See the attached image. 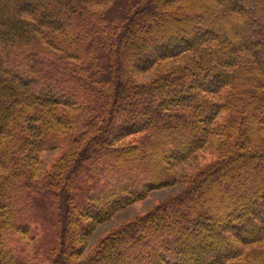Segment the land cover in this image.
<instances>
[{"label": "trees", "instance_id": "16d2710c", "mask_svg": "<svg viewBox=\"0 0 264 264\" xmlns=\"http://www.w3.org/2000/svg\"><path fill=\"white\" fill-rule=\"evenodd\" d=\"M116 1L0 0V264L45 256L40 200L53 230L65 210L55 264H264V0H138L111 23ZM178 182L78 258L88 229Z\"/></svg>", "mask_w": 264, "mask_h": 264}, {"label": "rangeland", "instance_id": "374dc122", "mask_svg": "<svg viewBox=\"0 0 264 264\" xmlns=\"http://www.w3.org/2000/svg\"><path fill=\"white\" fill-rule=\"evenodd\" d=\"M137 1L138 0H117L113 6H109L105 11V15L109 22L112 23L115 20H121L122 18L127 16V5L131 3L134 4ZM154 74L155 72L152 70L147 73L138 75L137 79L140 82L146 83L152 78ZM118 77L120 78L121 75H118ZM127 141H130V138H127L125 142ZM213 151L214 150L212 146L206 145L201 151L197 153L198 158H196L194 161H188L178 168V176L188 177L193 174L192 172H194V170L199 166L202 167L203 165L209 164L208 162H210L213 158L212 155H215ZM61 155L62 151L60 149L41 153L39 157L40 160L38 162V168L43 170V172L45 170L54 168V166L59 163L58 161L60 160ZM184 186L185 185L183 183L178 182L170 186L154 188L150 190L145 197L131 201L127 206L118 210L110 218L95 224L92 228L88 229L87 233L84 235L83 244L85 246H82V248H80V255L78 256V258L81 260L85 259L90 254L92 249H94L100 243L101 239H103L109 233L150 212L160 203L170 199L171 197L181 192ZM54 191L57 192V190ZM36 204L41 208L38 214L41 218L44 219V231L41 234V243H38V245L42 246V251L45 254V256L37 258V264H55L54 261L56 260V258H54L53 256L57 253H52V244L57 239V236L58 238L62 237L64 230L63 225L65 220V210H63V207H61V204H59V212L61 214L59 217L58 226L53 230L52 227L56 222L52 220L51 217H48L49 213L47 211L46 202L40 200L36 201ZM229 219L231 222H243L241 217L232 216ZM55 232H58L57 235H55ZM207 244L209 247H218L221 243L218 240H214L209 241ZM197 258L198 257L196 256L190 257L188 261L186 260V264H193L195 260H197Z\"/></svg>", "mask_w": 264, "mask_h": 264}]
</instances>
